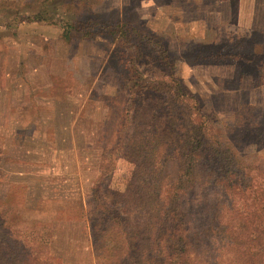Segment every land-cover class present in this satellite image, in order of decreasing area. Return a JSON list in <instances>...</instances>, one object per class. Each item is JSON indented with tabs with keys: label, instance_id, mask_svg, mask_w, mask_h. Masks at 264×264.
I'll use <instances>...</instances> for the list:
<instances>
[{
	"label": "rangeland",
	"instance_id": "1",
	"mask_svg": "<svg viewBox=\"0 0 264 264\" xmlns=\"http://www.w3.org/2000/svg\"><path fill=\"white\" fill-rule=\"evenodd\" d=\"M66 1L0 0V210L16 222L20 232L8 230L13 237L49 231L45 251L54 264H97L83 212L89 194L109 188L121 192L119 208L131 205L124 191L131 158L100 160L120 131L127 94L121 61L127 49L113 29L117 23L127 25L126 41L142 47L137 66L151 75L166 67L131 28L163 45L175 72L205 103L212 134H227L249 167L245 172L263 181L264 0ZM42 8L53 23L11 21ZM89 17L113 27L64 30L55 21ZM215 52L226 58L209 57ZM221 189L201 182L183 199L194 264L235 258L221 235L209 231L216 211L224 213L219 227L227 222Z\"/></svg>",
	"mask_w": 264,
	"mask_h": 264
},
{
	"label": "trees",
	"instance_id": "2",
	"mask_svg": "<svg viewBox=\"0 0 264 264\" xmlns=\"http://www.w3.org/2000/svg\"><path fill=\"white\" fill-rule=\"evenodd\" d=\"M53 18L42 8L26 15L18 13L11 21L53 23ZM55 21L64 30L80 25L89 29L113 27L91 17L74 22L62 18ZM126 26L117 23L113 27L124 38L123 46L127 49L121 59L127 93L122 122L115 141L101 151L100 160L111 155L131 158L133 169L124 190L131 205L119 208L117 198L121 192L109 188L98 187L89 194L83 212L90 224L96 263L194 264L189 253L192 234L185 226L187 207L183 199L202 182L222 185L223 205L228 214L226 226L220 228L224 213L216 211L213 218L217 225L209 231L211 235L219 233L234 250L231 264H264V171H260L258 178L263 181L245 172L249 167L227 141V134L224 139L212 134L205 103L175 72L167 50L156 39L132 27L131 33L154 48L166 70L157 76L137 66L142 47L126 41ZM212 56L226 58V53L215 52L209 57ZM234 56L239 58L238 54ZM100 174L104 175L102 171ZM230 192H236L244 203L238 204L239 200L231 198ZM143 212L146 216L142 219ZM5 213L0 210V264H54L45 251L51 233L34 234L29 230L23 241L16 239L8 231L13 227L15 230L16 222L6 220ZM193 234L200 235V231Z\"/></svg>",
	"mask_w": 264,
	"mask_h": 264
},
{
	"label": "crops",
	"instance_id": "3",
	"mask_svg": "<svg viewBox=\"0 0 264 264\" xmlns=\"http://www.w3.org/2000/svg\"><path fill=\"white\" fill-rule=\"evenodd\" d=\"M240 7V6H239Z\"/></svg>",
	"mask_w": 264,
	"mask_h": 264
}]
</instances>
